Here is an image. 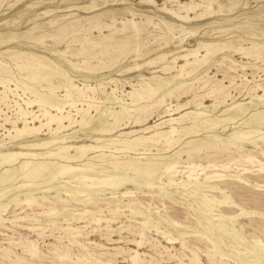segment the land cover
Masks as SVG:
<instances>
[{"label":"rangeland","instance_id":"1","mask_svg":"<svg viewBox=\"0 0 264 264\" xmlns=\"http://www.w3.org/2000/svg\"><path fill=\"white\" fill-rule=\"evenodd\" d=\"M153 2L0 0V264H264V0ZM207 43L221 46L202 57ZM197 49L201 64L185 65ZM72 102L68 129L12 138ZM185 103L180 115L207 111L211 122L186 117L181 127L197 131L175 146L121 135L141 136ZM234 105L244 112L223 122ZM125 107L147 125L115 123ZM94 124L114 131L57 149ZM82 145L102 148L71 149ZM47 151L43 172L18 156Z\"/></svg>","mask_w":264,"mask_h":264},{"label":"bare ground","instance_id":"2","mask_svg":"<svg viewBox=\"0 0 264 264\" xmlns=\"http://www.w3.org/2000/svg\"><path fill=\"white\" fill-rule=\"evenodd\" d=\"M150 1L153 2V0H150ZM219 46H221V45L220 44H209V43L200 44V49H204L203 52H205V55H203L202 57L210 55V54H212V56H213L215 54V51L219 48ZM255 48H256L255 45H251V47H249L247 49L246 48H240L239 50L244 52V51L252 50V49H255ZM181 57H182V59H184L186 61L185 65L196 66V65H200L201 64V60L199 59L200 56H199L198 49L197 50H193V51L189 52L187 55H183ZM189 59H193V60L190 62ZM174 60H173V62H174ZM182 67H184V65L180 66V68H182ZM178 77H179L178 75H174V76L171 77V81L172 82H176L177 86L180 84L179 81H177ZM169 84H170V82L162 83V84H160L161 85L160 88H166V91L169 90L168 94L170 95L172 93V90L170 92V87H168ZM56 89H59V87H56V88H54L52 90L50 89V91H55ZM152 91H153L152 93L155 94V92L157 90H152ZM64 97L68 99L69 95L66 94ZM255 97H257V100L264 99V93H263L262 96H255ZM225 99H226V95L223 96L222 98L218 99L219 101L215 100L214 103L211 105L210 110H215L220 105H224L225 102H226ZM31 103H33V102L31 101V102H28L26 104L29 106ZM40 103H41V105H43L45 107L48 105L47 102L40 101ZM66 104H70V106H74V102H72V103H64V104H61L60 106H54L56 114H51V113H49L47 111L46 115H45L46 118H47V122L45 124H40L37 127L35 125L30 127V126H27L25 124V126L22 129H17L18 127H14L13 132L15 133V136L13 135L12 138L13 139H16L18 137L20 138L26 132L29 133V134L37 133V132L40 131V129L43 126H46L48 128L50 134L55 135V134H57V133H59L61 131H64V130L68 129L73 124H76L77 123V119L75 120L72 116H70V112L71 111L70 112L69 111H64V105H66ZM188 105H189V103H185V104H182V105L177 104L175 106V109L171 110V111H170V108L165 109L163 114L166 115V116H164L162 118H158V120H162L163 118H168V119H166L164 121H161V122H159L158 124H156L154 126L146 127L144 129H142L141 132H143V133H141V134H143V135H141V136L135 137V136H137V134H134V131H130L128 133H124V134H121V135L134 136V139L132 140V142H139L141 144H144V143L145 144H148V143H151V144L162 143L164 146L173 147L176 144H178L183 137H187V136H189L192 133H196V131H197L198 126H196V127H181V125L185 121L186 117H189V119L193 120V121L198 120L199 122H201L200 123L201 125L203 123L208 124V123L211 122V120L208 119V116L205 115L206 114L205 112H207V111H200L199 110V111H196V112L184 113V114L180 115L185 110L184 108L186 106H188ZM201 105H202V103H199L197 106H201ZM88 107H90V106H88ZM231 108H234V111L237 110V109L238 110L235 112V115H233V117H231V119H225V120H223V122H226V121H229V120H232V121L235 120L236 117H238L239 115H241L244 112V108L245 107L243 108L242 106H239V105H238V107H236V105H234ZM81 111H83V110H81ZM109 111H110V109H107L103 114L100 115V118L103 119L101 123H103L105 121L104 120L105 117H107L110 114H114L115 113V112L110 113ZM135 111L136 110H134V109L131 110L128 107H125V108L122 109V112L121 111L116 112L113 115L112 118L114 119L115 123L123 122L126 119H127V121L132 119V121L134 122L135 125H137L139 127L146 126L147 125V119L145 118V119L141 120L139 118H135V115H134ZM228 111L229 110L226 109V110H224L222 112L226 113ZM79 112H80V110H76L75 114L78 115V114H80ZM120 113H124V114H122L123 117H121V119H119ZM176 114L179 115V116L178 117H174ZM72 115H74V114H72ZM80 117H81V120L78 122V125L85 124V122L87 120L86 116L85 115H81ZM34 118H36V117H34ZM66 121H68V123H69L68 125H65ZM51 124H55L57 127L55 129H50V127H51L50 125ZM99 125L100 126H96L94 124V127L92 129L89 128L88 130L85 131V132H87V134H85V132H84L80 136H73L71 138L59 139L58 143H56V144L60 145V147H58L57 149L61 150V152H66L67 150L70 149V147L69 146H65V141L68 140V139H79L81 137H84V139L89 138V140H91V142L100 143L102 141V139L101 138H95L94 137L95 134H100V135H103V136L105 134V135H109L110 136L113 133V131H114L113 124L112 125H110V124L109 125L99 124ZM79 141H81V140H79ZM54 143H55L54 140L53 141H49V142L48 141L39 142L37 144L28 145L29 146L28 150L35 151V150H39L40 148L47 149L45 147H48L49 145H52ZM56 144H54V145H56ZM99 148H102V147H97V146H94V145H82V146L74 147V148H71V149L77 151L79 154H84V153H87V152L90 153V152H93V151H97ZM53 155L54 154L51 151H47L45 154H36V153L29 152V153H23V154L18 155V156L23 157L26 160H30V159L34 160V161L35 160H40L39 162H37V163H35L34 165L31 166V168H32L31 172L32 173L33 172L36 173V172H43L44 169H46V165L47 164L44 161L47 160L48 157H51ZM0 157L4 158V155L3 156L1 155ZM9 157H11V156H9ZM27 165L28 164H26L25 166H27ZM91 185H93V183H91ZM99 221H101V220H99ZM136 259H137V253H135V256H134V263L136 262Z\"/></svg>","mask_w":264,"mask_h":264}]
</instances>
